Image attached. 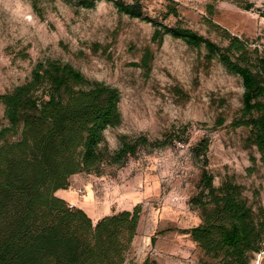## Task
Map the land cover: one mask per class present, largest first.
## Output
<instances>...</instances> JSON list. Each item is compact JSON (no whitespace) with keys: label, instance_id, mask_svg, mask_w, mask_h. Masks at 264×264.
<instances>
[{"label":"rangeland","instance_id":"obj_1","mask_svg":"<svg viewBox=\"0 0 264 264\" xmlns=\"http://www.w3.org/2000/svg\"><path fill=\"white\" fill-rule=\"evenodd\" d=\"M139 1L146 15L221 46L224 31L251 48L264 45V0ZM39 8L30 0H0V94L27 80L44 59L71 63L87 78L116 87L122 119L104 130L109 148L119 146L120 135L160 143L140 148L121 165L104 166L100 174L78 173L67 190L81 198L91 186L88 208L100 214L116 212L121 200L131 198L126 192L137 190L139 222L124 264H216L187 232L201 222L190 205L201 188V170L215 186L225 178L243 185L249 202L264 207V161L245 141L249 128L234 124L243 115L241 79L216 57L207 61L203 46L168 34L153 42L149 22L117 11L112 2L86 8L77 0H40ZM146 51L149 68L141 65ZM0 124H7L1 102ZM203 139L204 156L196 150ZM90 209L83 210L94 222ZM249 264H264V240Z\"/></svg>","mask_w":264,"mask_h":264},{"label":"trees","instance_id":"obj_2","mask_svg":"<svg viewBox=\"0 0 264 264\" xmlns=\"http://www.w3.org/2000/svg\"><path fill=\"white\" fill-rule=\"evenodd\" d=\"M101 0H77L91 8ZM117 11L153 26L152 41L165 35L192 47H204L205 58H217L227 72L241 79L242 117L236 126L249 128L245 141L264 161V45L261 50L226 31L221 46L180 25H167L146 15L139 0H104ZM40 13V0H30ZM175 16L177 12L170 8ZM145 52L142 67L149 68ZM119 90L87 78L71 63L57 59L36 62L30 77L0 94V264H124L137 232L140 204L102 216L87 213L56 195L78 173L100 174L106 165H121L147 145L145 135L118 137L111 150L104 130L120 124ZM200 145V146H199ZM202 151H201V150ZM196 150L205 155L201 140ZM200 191L190 205L201 222L189 228L191 239L216 264H249L264 240V207L250 203L244 186L225 178L219 186L204 168ZM154 241V238H152Z\"/></svg>","mask_w":264,"mask_h":264},{"label":"crops","instance_id":"obj_3","mask_svg":"<svg viewBox=\"0 0 264 264\" xmlns=\"http://www.w3.org/2000/svg\"><path fill=\"white\" fill-rule=\"evenodd\" d=\"M70 179H72V181H76L79 179V176H78V174H74L70 177ZM89 190L91 192L90 195L88 192H86L87 195L83 196L81 198L76 196L72 190H67V189L57 190L56 195L58 197L64 199V200H66L67 202H69L72 206L87 210V209H90L88 207L90 206V204L94 200L93 191L91 189V186H89ZM135 191H137V190L134 188V189H131V190L126 192L125 195H128L129 197L131 196V198H124L123 200H121V202H119L117 204L118 208L116 209V212L121 211V210H131L136 204L139 203L140 200H137V198H135L136 197ZM90 210L91 211L89 213L94 218V222H96L102 216L112 213V211H109V213L100 214L98 211H96L94 209H90Z\"/></svg>","mask_w":264,"mask_h":264},{"label":"built area","instance_id":"obj_4","mask_svg":"<svg viewBox=\"0 0 264 264\" xmlns=\"http://www.w3.org/2000/svg\"><path fill=\"white\" fill-rule=\"evenodd\" d=\"M72 205L70 204V207H71Z\"/></svg>","mask_w":264,"mask_h":264}]
</instances>
